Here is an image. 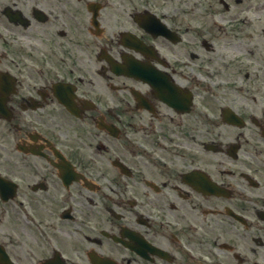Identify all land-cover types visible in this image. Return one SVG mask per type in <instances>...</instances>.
Returning <instances> with one entry per match:
<instances>
[{
    "label": "flooded vegetation",
    "instance_id": "af4514ba",
    "mask_svg": "<svg viewBox=\"0 0 264 264\" xmlns=\"http://www.w3.org/2000/svg\"><path fill=\"white\" fill-rule=\"evenodd\" d=\"M0 264H264V0H0Z\"/></svg>",
    "mask_w": 264,
    "mask_h": 264
}]
</instances>
